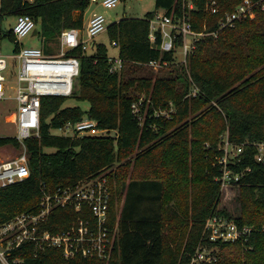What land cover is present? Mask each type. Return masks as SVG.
<instances>
[{"label":"trees","instance_id":"obj_1","mask_svg":"<svg viewBox=\"0 0 264 264\" xmlns=\"http://www.w3.org/2000/svg\"><path fill=\"white\" fill-rule=\"evenodd\" d=\"M189 1L196 9H189ZM243 1L218 0L219 12L211 14L205 9L207 0H156V9L144 18L113 21L107 32L125 61L121 74L110 72L104 44H95L92 54L82 47L69 51L81 60L74 94L89 108L66 107L69 97L43 98L40 136L25 141L31 175L0 186V225L36 210L43 183L55 190L109 171L110 216L119 223V240L109 261L66 258L60 248H37L26 241L13 252V264H187L200 243L218 249L216 261L201 264H264V165L255 161L252 145L231 167L242 174L235 182L241 213L233 217L241 226H252L253 234L235 243H210L204 235L210 215H232L219 208L221 169L215 159L224 154L219 136L228 132L235 144L264 141V8L257 7L254 18L220 30L221 19ZM90 4L4 0L2 12L6 17L32 16L51 51V42L65 29L84 27ZM158 10L189 13L194 28L209 34L197 43L187 65L175 69L176 75H137L152 60L164 64L176 59L160 49V36L158 46L149 39L150 19ZM141 93L149 101L136 114L133 103ZM170 103L176 108L171 120L155 115ZM85 114L116 135L71 138L52 133ZM9 146L21 149L22 144L15 136H0V149ZM78 216L74 208H56L41 232L68 229Z\"/></svg>","mask_w":264,"mask_h":264},{"label":"built area","instance_id":"obj_2","mask_svg":"<svg viewBox=\"0 0 264 264\" xmlns=\"http://www.w3.org/2000/svg\"><path fill=\"white\" fill-rule=\"evenodd\" d=\"M3 1L0 0V100L6 97L9 90L14 91L13 96L18 103V109L13 122L18 129L16 138L22 147L19 156L0 161V186L2 187L23 181L31 175L25 141L40 136L43 98L71 97L75 92L81 60L75 55H70L69 51L78 47H82L85 52L94 49L95 37L106 31L108 27L104 14L94 11L85 29L68 28L62 32L59 37L61 46L59 54L48 53L44 48L26 47L22 43L24 38L38 29L32 16L27 14L16 16L15 26L8 32L4 31V20L9 17L2 12ZM91 3L114 8L119 0H102L101 2L91 0ZM187 6L189 9H196L192 1H189ZM257 7L264 8L262 0H244L233 12L227 13L221 19L220 30L234 27L237 22L244 19L254 18ZM205 9L211 14H217L218 0H207ZM207 34L209 33L206 30L197 31L194 28L189 13L176 16L158 10L150 19L151 43L157 45L160 36V49L164 52H173L175 57L180 54L184 61L188 60L189 55L196 49L197 43ZM6 36L12 37L16 43L15 53L11 56L5 55L2 50L3 39ZM178 41H181L180 44ZM124 64L125 61L120 57H110V72L121 73ZM148 65L156 67L162 65V62L152 60ZM9 68L15 70L13 85L6 74ZM145 101L148 102L149 99L147 100L144 95L133 103L136 114H140ZM155 115L167 116L168 112L156 111ZM56 130L63 132L58 136L71 138L116 135L115 130L101 128L99 122L87 114L81 120L70 121ZM249 145L256 150L255 161L264 165V141L235 144L228 137L224 139V146L221 148L224 154L217 159L221 169L217 179L222 188L235 185V182L240 181L242 174L235 172L231 165L242 161ZM112 198L113 191L105 172L55 190L43 183L41 201L36 210L21 213L0 225V260L3 264H13L11 257L15 249L26 241H33L37 248L62 249L66 258L81 255L84 258L109 261L116 251L120 236L118 221L116 223L111 221ZM66 207L74 208L79 213L74 224L65 230L41 232V225L49 221L53 211L56 208ZM253 231L252 226L238 224L233 215L213 213L206 221L204 235L210 243H235L248 241ZM217 259V248L200 243L187 264L212 263ZM19 261L14 259V263Z\"/></svg>","mask_w":264,"mask_h":264},{"label":"rangeland","instance_id":"obj_3","mask_svg":"<svg viewBox=\"0 0 264 264\" xmlns=\"http://www.w3.org/2000/svg\"><path fill=\"white\" fill-rule=\"evenodd\" d=\"M99 1L101 2L102 0H99ZM90 7L91 9L87 10V15L85 18L86 21L89 20L90 14L92 12L97 11V12L104 14V16L107 19V24L110 25L114 21V19L119 21L123 18H144L148 12L154 11L156 9V0H119L118 5L114 8H107L97 3H93V4L91 3ZM16 21H17L16 16L9 17V19L4 20V23H3L4 31L5 32L10 31L15 26ZM94 41L96 42V44H104L108 49V53L110 57H119L120 49L117 45L112 43L107 30L102 32L98 36H96ZM22 43L26 47L34 46V47H41L47 50V43L45 42V39L41 35H33L31 33L29 34V36L23 39ZM15 46H16V43L14 42L12 37L10 36L4 37L2 50L5 55L7 56L13 55L15 53L14 51ZM50 47H51V51L47 50L48 53H54V54L60 53L61 46L58 40H54L53 42H51ZM95 50H96V47L94 49L89 50L88 53L92 54L95 52ZM181 58L182 57L179 54L173 63L157 65L156 67L148 65V64H144L142 65L143 70L138 71L137 75H153L154 77L170 75L172 73L173 75H176V72H174L175 69H177L178 67H181L183 63L185 65H187L188 63V60L184 61ZM9 60H12V58H9ZM6 74L9 80H11V84L12 85L15 84V80H14L15 70H12L11 68H9L6 71ZM13 95H14V91L9 90L7 92L6 97L0 100V136H15L16 137L18 133L17 126L13 122V119L10 118L7 120V116H10L13 113L17 112V109H18L17 108L18 103L15 100V97ZM144 95L145 93L138 94L139 97H142ZM193 95L196 96L197 92H193ZM65 106L66 107L78 106L82 108V110L84 111L88 110L89 108L88 103L78 100L76 95L69 97L65 103ZM160 108L162 109V111L168 112L167 120H171L173 116L171 117L170 115L171 113L176 111V108H174L172 104L169 107L160 106ZM190 119H192V116H190L189 120ZM52 133L54 135L63 134L62 131L56 130V129L52 130ZM226 137L229 138L228 132L219 136L220 138L219 149L220 150L224 146V139ZM208 146L209 144H207V147ZM20 152H21V149H16L12 146L1 148L0 149V160L15 158L20 155ZM218 158H216L215 160H217ZM217 162L218 160L216 161V163ZM108 172L109 171L105 173L108 174ZM238 192H239V189L237 185H229L228 187L222 188V193H221V202H220L219 208H226L234 217H238L241 213L239 202L237 200ZM124 200H125V197L123 201ZM122 208H123V203L121 204V208L119 209L120 214H121Z\"/></svg>","mask_w":264,"mask_h":264},{"label":"crops","instance_id":"obj_4","mask_svg":"<svg viewBox=\"0 0 264 264\" xmlns=\"http://www.w3.org/2000/svg\"><path fill=\"white\" fill-rule=\"evenodd\" d=\"M90 5H91V4H90ZM88 9H91V7L89 6V7L87 8V10H88ZM92 9H94V8H92ZM87 10H86V12H85V14H84L85 18H86V15H87ZM92 13H93V12H92ZM92 13L90 14V18H91ZM77 15H78V14H77ZM90 18H89V19H90ZM114 20H115V19H114ZM88 22H89V20H88V21L85 20V22H84V27H83L84 29L87 27ZM83 28H82V29H83ZM58 41H59V40H58ZM93 44H94V47H95L96 42L93 41ZM15 114H16V113H13L12 115L7 116V120L10 119V118H11V119H14V118H15Z\"/></svg>","mask_w":264,"mask_h":264},{"label":"water","instance_id":"obj_5","mask_svg":"<svg viewBox=\"0 0 264 264\" xmlns=\"http://www.w3.org/2000/svg\"><path fill=\"white\" fill-rule=\"evenodd\" d=\"M38 33H39V30L38 29H35L34 32H33V35H38ZM6 160H10V159H6ZM0 161H5V160H2L1 159Z\"/></svg>","mask_w":264,"mask_h":264}]
</instances>
